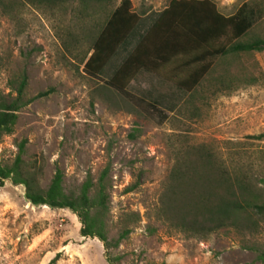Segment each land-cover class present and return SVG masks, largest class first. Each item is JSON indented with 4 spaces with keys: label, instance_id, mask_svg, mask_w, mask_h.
Returning a JSON list of instances; mask_svg holds the SVG:
<instances>
[{
    "label": "rangeland",
    "instance_id": "1",
    "mask_svg": "<svg viewBox=\"0 0 264 264\" xmlns=\"http://www.w3.org/2000/svg\"><path fill=\"white\" fill-rule=\"evenodd\" d=\"M120 1L112 0L106 9ZM211 1L229 15L244 0ZM248 1L264 5V0ZM169 2L130 0L140 27L99 76L83 65L105 13L82 17L74 3L52 9L24 3L8 14L0 6V91L7 93L9 79L23 72L29 96L49 90L19 110L13 132L0 136V156L11 163L25 139L23 158L37 160L39 185L46 188L60 168L63 188L73 194L88 173L96 180L108 163V236L117 237L124 225L130 229L108 250L120 257L114 264H264L257 257L264 251V221L255 231L224 227L189 234L155 214L176 153L200 143L226 162L245 163L264 200V136L254 137L264 133V50L216 61L191 99L144 70L126 89L106 83L138 32ZM257 29L264 35V15ZM218 76L225 78L223 86L215 81ZM230 77L235 78L230 82ZM137 177L139 186L126 191ZM129 212L137 213L136 221L126 220ZM79 229L69 209L32 205L24 186L9 180L0 187V264H46L55 257L52 264H110L102 242Z\"/></svg>",
    "mask_w": 264,
    "mask_h": 264
},
{
    "label": "trees",
    "instance_id": "2",
    "mask_svg": "<svg viewBox=\"0 0 264 264\" xmlns=\"http://www.w3.org/2000/svg\"><path fill=\"white\" fill-rule=\"evenodd\" d=\"M24 3L43 9L74 3L82 17L105 13L83 65L84 71L94 76L104 72L141 24V17L131 9L130 0H121L110 9L106 7L112 0H0L7 14ZM263 15L264 5L256 1L244 0L234 13L225 15L211 0H170L153 22L142 33L138 32L133 47L106 83L118 90L126 89L144 70L170 81L191 99L216 61L227 56L237 59L264 50V35L257 29ZM67 36L70 38L69 34ZM74 40L77 42V37ZM65 46L69 48L68 44ZM234 78L228 79L231 82ZM248 78L251 82L256 80V76ZM224 79L218 76L215 81L223 86ZM8 86L7 93L0 91V136L13 132L21 108L49 94V90H44L29 96L24 72L10 78ZM137 130L134 128L130 136L134 137ZM262 136L264 133L254 135L255 138ZM25 142L23 139L19 143L11 163H4L0 156V187L9 180L14 185L24 186V197L32 205L69 209L80 222V234L100 240L107 262H117L119 255L110 256L108 250L117 247L130 229L124 225L117 237L108 236L109 164L96 180L88 173L77 194L65 192L60 168H56L47 187L42 188L38 180L41 167L37 160L23 158ZM231 162H226L204 143L183 147L176 153L160 193L155 211L157 218L189 234H206L224 227L255 231L264 221V200L255 189L245 163L239 167ZM138 186L139 177L125 190L132 191ZM125 215L127 221L137 219L136 212ZM148 230L151 232L153 228ZM250 248L256 250L254 246ZM257 257L264 260V251ZM56 258L46 264H52Z\"/></svg>",
    "mask_w": 264,
    "mask_h": 264
}]
</instances>
